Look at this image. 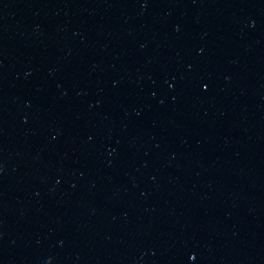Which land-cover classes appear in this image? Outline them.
<instances>
[{"label": "water", "instance_id": "95a60500", "mask_svg": "<svg viewBox=\"0 0 264 264\" xmlns=\"http://www.w3.org/2000/svg\"><path fill=\"white\" fill-rule=\"evenodd\" d=\"M0 264H264V0H0Z\"/></svg>", "mask_w": 264, "mask_h": 264}]
</instances>
